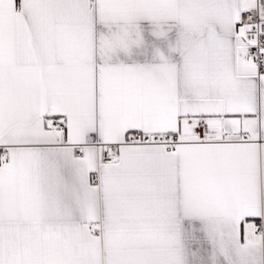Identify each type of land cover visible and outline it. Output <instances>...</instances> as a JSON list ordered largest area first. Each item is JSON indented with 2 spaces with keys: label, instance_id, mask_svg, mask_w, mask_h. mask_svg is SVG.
I'll return each instance as SVG.
<instances>
[{
  "label": "snow or ice",
  "instance_id": "snow-or-ice-1",
  "mask_svg": "<svg viewBox=\"0 0 264 264\" xmlns=\"http://www.w3.org/2000/svg\"><path fill=\"white\" fill-rule=\"evenodd\" d=\"M0 264H264V0H0Z\"/></svg>",
  "mask_w": 264,
  "mask_h": 264
}]
</instances>
